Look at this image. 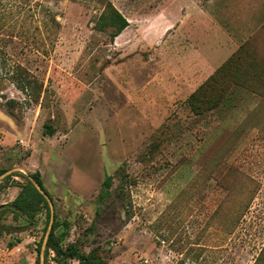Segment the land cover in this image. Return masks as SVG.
Returning a JSON list of instances; mask_svg holds the SVG:
<instances>
[{
	"label": "rangeland",
	"instance_id": "374dc122",
	"mask_svg": "<svg viewBox=\"0 0 264 264\" xmlns=\"http://www.w3.org/2000/svg\"><path fill=\"white\" fill-rule=\"evenodd\" d=\"M108 2L129 22L114 39L97 27ZM249 38L264 55V0H0V169L40 174L63 250L264 264L260 98L233 89L201 116L186 104ZM49 222L7 213L0 264H78L40 258Z\"/></svg>",
	"mask_w": 264,
	"mask_h": 264
},
{
	"label": "trees",
	"instance_id": "16d2710c",
	"mask_svg": "<svg viewBox=\"0 0 264 264\" xmlns=\"http://www.w3.org/2000/svg\"><path fill=\"white\" fill-rule=\"evenodd\" d=\"M128 25L129 23L125 17L109 2L106 4L97 23L99 30H104L105 28L113 30L110 35L112 39L121 34ZM233 89H243L251 96L259 97L260 105L258 109L253 111V116L261 114L262 118H264V55H261L253 47L250 38L241 44L206 81L188 96L186 104L194 116H201L224 105ZM48 134H53V130L50 127H48ZM6 171V169H0V175ZM16 176H21L26 183L20 184L15 181L13 177ZM29 176L37 182L39 187L51 199L43 186L40 174L36 172L29 174ZM111 183L112 177L107 176L103 181L98 196L99 201L107 196ZM10 186L18 187L19 191L10 203L0 205V236L4 232L1 222L7 213L12 215L15 220L23 218L28 222L37 215L44 213L48 223L51 216L50 207L45 198L26 177L21 174L7 176L0 182V191ZM53 217L52 228L46 242L45 257L50 251H53L57 257L63 260L76 259L78 264H101L99 258L93 254V251L85 254L79 252L74 245H69L63 250L60 245V239L55 233L58 227L56 215L53 214ZM38 247V252H40L41 242Z\"/></svg>",
	"mask_w": 264,
	"mask_h": 264
},
{
	"label": "water",
	"instance_id": "95a60500",
	"mask_svg": "<svg viewBox=\"0 0 264 264\" xmlns=\"http://www.w3.org/2000/svg\"><path fill=\"white\" fill-rule=\"evenodd\" d=\"M15 171H20L22 173H24L27 177V179L32 183V185L38 190V192L45 198V200L47 201L49 207H50V210H51V216H50V222H49V225H48V228H47V231H46V234L44 236V239H43V242H42V245H41V253H40V258H42V254H43V251L45 250L46 248V242H47V239L49 237V234H50V231H51V227H52V223H53V205H52V201L51 199L46 195V193L39 187V185L37 184V182L31 178L23 169L21 168H16V169H12V170H7L5 173H3L2 175H0V182L6 178L7 176L11 175L13 172ZM40 264H44L42 261L40 262Z\"/></svg>",
	"mask_w": 264,
	"mask_h": 264
},
{
	"label": "crops",
	"instance_id": "0c3cea01",
	"mask_svg": "<svg viewBox=\"0 0 264 264\" xmlns=\"http://www.w3.org/2000/svg\"><path fill=\"white\" fill-rule=\"evenodd\" d=\"M126 20H127V19H126ZM128 23H129V22H128ZM168 25H169L168 22L164 24V26H168ZM128 27H129V25L127 26V28H128ZM127 28H125V29H127ZM125 29H124V30H125ZM124 30H123V31H124ZM123 31L121 32V34H123ZM121 34H119L118 36H120ZM118 36H117V37H118ZM17 193H18V192H17ZM14 198H15V197H14ZM4 204H7V203H3V204H1V205H4Z\"/></svg>",
	"mask_w": 264,
	"mask_h": 264
}]
</instances>
